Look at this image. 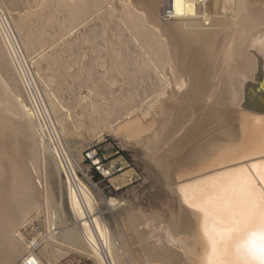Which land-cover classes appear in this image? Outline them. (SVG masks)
Listing matches in <instances>:
<instances>
[{"label":"bare ground","instance_id":"bare-ground-1","mask_svg":"<svg viewBox=\"0 0 264 264\" xmlns=\"http://www.w3.org/2000/svg\"><path fill=\"white\" fill-rule=\"evenodd\" d=\"M109 1L56 3L70 8L72 22L80 25ZM112 1L128 36L116 30L103 48L110 60L104 72L106 91L142 92L144 97L108 100L106 91L87 89L82 107L102 109L97 110L104 123L100 134L112 136L162 175V207L145 212L121 193L107 198L93 193L78 177L72 159L80 153L83 134L71 114L61 119V132L53 129L46 138L5 54L4 48L10 55L17 46L5 15L21 30L34 9L49 7L52 0H34V6L26 4L34 9L23 11L28 0H0V33L6 46L0 43V264H59L71 252L95 264H214L213 247L202 231L209 227L207 215L195 209L210 206L227 223L239 215L250 183L264 191V0H171L168 19L161 16L166 0ZM24 43L31 47L35 42ZM122 46L131 53L127 60ZM19 60L17 67L27 80L19 63L23 57ZM120 108L126 111L113 118ZM39 146L59 197L52 183H43L45 175L41 179ZM133 189L129 193L135 196ZM98 198L109 211L122 214L114 229L104 221ZM35 217H44L46 235L58 247L49 243L38 251L31 245L22 230ZM246 239L247 233L237 236L224 259L237 260Z\"/></svg>","mask_w":264,"mask_h":264},{"label":"rangeland","instance_id":"rangeland-1","mask_svg":"<svg viewBox=\"0 0 264 264\" xmlns=\"http://www.w3.org/2000/svg\"><path fill=\"white\" fill-rule=\"evenodd\" d=\"M24 1H27V0H24ZM111 1L112 0H110L109 2H106V4H101L98 7H96L95 10L91 14H89L87 18L79 25V23L77 24L74 21L72 22V17H73L72 10L68 7L59 6L58 3H56L57 0H52V4L49 7L36 8V9L33 8L34 10L31 7L34 6L36 2H34L33 4L31 0L30 1L28 0V2H24L26 8L24 9L22 8L20 10L23 11L27 9L28 7H30L27 5H30L29 2H31V5L32 4L33 5L30 8L33 11L28 16L29 18L27 22L25 23V26L22 28L23 30L22 29L17 30L12 24V20L9 18V15L7 14L5 15L7 16L6 18L8 19V21L10 20L9 22L11 23L9 36L11 35L13 36L10 37V39L11 38L13 39V37L15 38L14 41L11 39L12 44L16 43L15 45H17L18 47L13 45L15 48V51L12 49H11L12 51H10V48H9L10 55L8 54L9 52H6L8 51L7 48H4V49H6L5 54L7 58L8 57L10 58L8 59L9 61H11L10 65H11V70L13 69L12 71L14 74L13 76L17 77V79L14 77L16 82H19V81L21 82V84L18 83V85L21 91L23 92L25 99H28L25 101L27 102L29 107L32 109L35 115V121L38 124H42L43 127L46 129V131L47 129L49 130L46 133L44 129L46 138H49L50 134L52 135L54 134L53 129L57 132H61L59 128L61 119L63 120L65 117L67 118L70 114H71L70 116L72 117L75 123L77 130L83 134V136L80 139L83 143L81 142L82 144L81 143L79 144V145H82L79 148L80 153L79 155L73 154L72 156L73 157L72 159H74L73 162H74V166L76 167V173L78 177L99 198L101 197L107 198V197H112V196L118 197V196H121L122 194L124 195V197L126 196L127 200H130V202L132 201V205L135 208H140V209L142 208L143 211L150 212L153 209H156V208L160 209V207H162L160 206L162 203V199L159 195H161L162 191L165 190L166 188V185L163 184L162 186L163 182L160 181L162 175L158 173V171L153 165L151 164L145 165V163L142 162L140 157L135 156L132 150L123 149L120 146V144L117 141H115V139L112 136H109L107 134L101 135L102 134L101 132H103L101 129L103 128L102 126L104 125V123L98 120V118H100L101 116V113L99 114L97 111L99 108L95 110L96 111L95 112V111H92L94 109V108L92 109V107H90L89 109H88L89 106H87V108L82 107V100H85L83 98L88 94L87 92L89 90L93 92H96L98 90V92H101V93L106 91V84H105L106 75H104V72H106L105 70H106V67L110 64V60H108L106 53H105L106 50L104 49L106 48V45L109 44L108 39L114 40L115 37L113 36V34L117 32L116 30H122V32L124 33L123 35L126 37L128 36V31L124 29L125 26L122 23L121 25L119 22L118 17L120 16V13L117 12V10L115 9V6H114L115 3L113 4V1L112 3ZM30 8H28L27 10H29ZM94 13L96 14L94 15ZM110 14H113L111 19L109 17L107 18V16H109ZM48 17H49V20L46 22V19ZM14 19H15V16H14ZM71 22L73 23V25ZM65 27L66 28L68 27V29L70 27L71 28L68 30ZM60 29L62 32H60ZM42 33L44 36H42ZM78 35L81 36V38ZM36 37L39 39H37ZM27 40H33L35 43H33L31 47H26V45L24 46L25 44L24 42ZM0 43L3 44V47H6L1 33H0ZM95 43H97L96 44L97 46H95ZM95 47H97L99 51ZM122 48H123V51L127 50L126 46H122ZM132 48L134 49V47ZM17 49H20V52L19 50L16 52ZM125 51L123 52V55L125 56L124 60H127L131 57V53L127 52L129 50H127L126 53ZM12 53H13V56H12ZM22 57H23V60H22ZM15 58L17 59L16 61L14 60ZM19 59L22 61H20ZM95 59H98V60H95ZM18 60L20 61L19 63L22 64L23 66L22 68H24V70L26 71V75L28 78L27 80H25L23 76H21L22 74H20L21 70H19L20 68L17 67L18 64H16ZM12 61H13V64H12ZM93 61L94 63H92ZM85 68L88 70L86 71ZM23 79L25 81H23ZM28 82L29 83L31 82L30 85ZM26 85H29V86H26ZM130 95H133L136 98L144 97L142 92L132 93L131 91H126V90L115 91L112 94L106 91V94L104 95V97L108 100H111V99H121L122 100L124 98L129 97ZM50 98H52V100ZM52 101L55 105L52 104ZM43 104L45 107L44 110L42 109ZM48 104L49 105L52 104V106L50 105V107L52 108H50ZM99 110L101 111L102 109H99ZM57 111L58 113H55ZM125 111H126V108H120L117 110L115 109L113 118L118 117L120 114L124 113ZM96 113L97 115L95 116ZM59 116L60 117L63 116V117L59 118ZM56 118L57 119L59 118V119L57 120ZM46 126L48 128H46ZM55 126L58 130L55 128ZM94 126H97V128ZM52 143L50 144L53 147L54 143L53 144ZM39 147H40L39 148L40 150H38V154L40 157L39 167L41 170L40 171L41 179H43L44 178L43 176L45 175V178L42 180L43 183H45L46 185L47 184L49 185L52 183V185L55 188L56 196L59 197L58 189H56L58 184L57 185L56 183L53 184L49 176V169L47 167V162L45 161V155L43 152L41 153L43 149L41 148V146ZM93 150H96L99 156L101 158L103 157L106 158L107 161L112 160V162L120 163L124 167L122 170L124 174H129L132 171H136L139 174L140 179L134 185L124 187L123 189L119 191H115L112 185L110 184V182L112 183L118 180V177H116L118 173H115L112 176H109L107 178H103L91 168L89 161L83 159L85 152L93 151ZM42 160H44L45 162ZM42 163L44 164V166ZM145 176L147 177V179H145L146 178ZM61 181H62V185L64 186L65 177L63 173H61ZM131 189H133V191L136 193L135 196L130 194L132 193ZM124 191H127V193ZM99 198H98V200L100 201L98 205L99 211L103 210V213L102 211L100 212L102 213V217L104 221H106V223L111 229H114V225L120 224V219L118 218H121L122 214H118L116 210H114V212L109 211L106 207V203H104V200L101 201V199ZM135 199H138V200H135ZM64 202H66L65 197H64ZM141 205L143 207H141ZM117 215H120V216H117ZM44 220H45L44 217H39V218L35 217L31 221V223L22 230V232L25 234L26 238L31 243V245L33 246L35 245L36 250L38 251L41 248V246L45 244L50 243L51 245H54V246L58 245L57 242H55L52 238H49L47 236L48 231H47V228H45L46 226L44 224ZM44 235H46L47 237ZM43 238H44V241H43ZM38 241L41 243V245L40 243L37 244ZM62 246H64V244H62ZM37 247H40V248H37ZM65 255L59 258L58 260L59 264H95V262L92 259L90 260L88 256H83L82 254L71 252Z\"/></svg>","mask_w":264,"mask_h":264},{"label":"snow or ice","instance_id":"snow-or-ice-1","mask_svg":"<svg viewBox=\"0 0 264 264\" xmlns=\"http://www.w3.org/2000/svg\"><path fill=\"white\" fill-rule=\"evenodd\" d=\"M264 183V175L261 176ZM240 213L222 223L212 207L202 205L195 210L207 215L209 227L202 228L214 252V264H264V191L249 184L246 202L238 205ZM247 233L246 248L235 261L224 259L237 236Z\"/></svg>","mask_w":264,"mask_h":264},{"label":"built area","instance_id":"built-area-1","mask_svg":"<svg viewBox=\"0 0 264 264\" xmlns=\"http://www.w3.org/2000/svg\"><path fill=\"white\" fill-rule=\"evenodd\" d=\"M170 4L171 0H166L165 4L161 7V16L165 19H168L171 16L173 8ZM83 159L89 161L91 168L103 178L118 173L116 176L118 177V180L112 183L110 182L115 191L134 185L140 179V176L136 171L124 174V172H122L124 167L120 163L112 162V160L107 161L104 157L101 158L96 150L85 152Z\"/></svg>","mask_w":264,"mask_h":264}]
</instances>
